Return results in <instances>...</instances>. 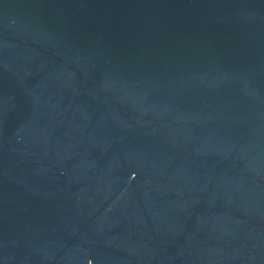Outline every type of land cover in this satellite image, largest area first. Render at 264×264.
<instances>
[{
	"label": "water",
	"instance_id": "95a60500",
	"mask_svg": "<svg viewBox=\"0 0 264 264\" xmlns=\"http://www.w3.org/2000/svg\"><path fill=\"white\" fill-rule=\"evenodd\" d=\"M0 264H264V0H0Z\"/></svg>",
	"mask_w": 264,
	"mask_h": 264
}]
</instances>
